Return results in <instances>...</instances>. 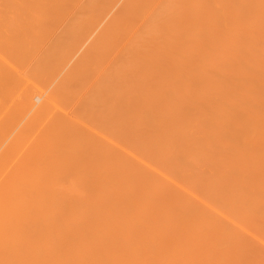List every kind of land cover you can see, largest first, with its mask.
I'll return each instance as SVG.
<instances>
[{"label": "bare ground", "instance_id": "bare-ground-1", "mask_svg": "<svg viewBox=\"0 0 264 264\" xmlns=\"http://www.w3.org/2000/svg\"><path fill=\"white\" fill-rule=\"evenodd\" d=\"M0 264H264V0H0Z\"/></svg>", "mask_w": 264, "mask_h": 264}]
</instances>
